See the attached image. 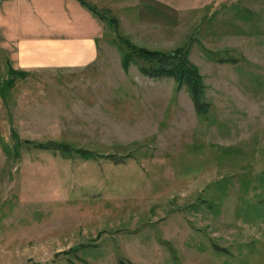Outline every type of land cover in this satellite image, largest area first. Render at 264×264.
<instances>
[{
    "label": "rangeland",
    "instance_id": "rangeland-1",
    "mask_svg": "<svg viewBox=\"0 0 264 264\" xmlns=\"http://www.w3.org/2000/svg\"><path fill=\"white\" fill-rule=\"evenodd\" d=\"M166 2L107 19L93 65L13 75L0 45V264H264V0ZM125 39L188 48L209 111Z\"/></svg>",
    "mask_w": 264,
    "mask_h": 264
},
{
    "label": "crops",
    "instance_id": "crops-1",
    "mask_svg": "<svg viewBox=\"0 0 264 264\" xmlns=\"http://www.w3.org/2000/svg\"><path fill=\"white\" fill-rule=\"evenodd\" d=\"M153 1L167 6L168 0ZM211 1L217 0H197V6H209ZM145 2L147 0H0V45L7 52L12 48L13 75L15 72L16 75L49 72L61 64L93 65L100 54L105 21L112 16L119 22L127 21L135 13L123 10L144 7ZM6 40H14V44ZM12 74L0 77L10 80ZM1 78L0 87L6 83L1 82ZM3 101L0 99V119Z\"/></svg>",
    "mask_w": 264,
    "mask_h": 264
},
{
    "label": "trees",
    "instance_id": "trees-1",
    "mask_svg": "<svg viewBox=\"0 0 264 264\" xmlns=\"http://www.w3.org/2000/svg\"><path fill=\"white\" fill-rule=\"evenodd\" d=\"M90 8L99 13L94 7ZM102 17L106 19L105 16L102 15ZM117 21L116 18H111V22ZM124 41L127 50L122 57V66L126 71L134 63L145 76L173 78L177 82L178 88L183 86L188 88L198 113L203 114L209 111L211 105L205 100L204 76L199 66L189 59L188 48L179 47L174 50L163 51L137 45L129 39ZM23 74L26 76L27 72H23Z\"/></svg>",
    "mask_w": 264,
    "mask_h": 264
}]
</instances>
